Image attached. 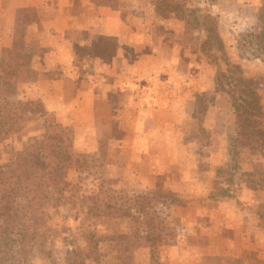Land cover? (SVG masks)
<instances>
[{
    "label": "rangeland",
    "instance_id": "374dc122",
    "mask_svg": "<svg viewBox=\"0 0 264 264\" xmlns=\"http://www.w3.org/2000/svg\"><path fill=\"white\" fill-rule=\"evenodd\" d=\"M180 3L184 18L156 13L158 34L167 43L163 47L168 59L162 62L158 52L148 47L124 48L133 75L130 83L122 80L124 87L119 86L117 80L121 79L111 69L95 73L97 56L85 45H73L74 60L53 63L47 71L50 78L62 76L71 66L84 75L92 73V82L99 85L97 97L105 94L110 100L104 105L98 101L96 108L56 113L58 121L81 123L79 136L74 139L76 167L69 178L81 183L85 194L77 203L65 199L52 205L54 199L41 204L37 200L31 209L25 201L18 202L19 216L35 226L31 234L38 246L31 253V264H264L259 251L247 248L244 240L246 230L258 240L261 236L256 231L264 230V136L257 147L234 142L238 131L234 104L240 95L235 77L240 72L232 66L239 65L243 74L255 81L264 119V61L239 48L243 33L264 34V0ZM198 8L218 17L222 46L215 42L210 50L217 56L218 65L208 63L202 50L205 34L193 26ZM34 13L17 14V25L26 30L25 41ZM125 16L144 23L156 20L143 13ZM15 30L16 26L14 34ZM26 51L33 56L46 49L34 43ZM31 61L19 72V98L22 107L26 105L33 112L24 111L28 119L23 129L0 141V164L45 132L42 115L46 109L27 93L26 84L22 85V80L30 82L34 77L29 69ZM103 61L111 64L113 58ZM120 69L123 77L124 68ZM173 100L179 102V108H174ZM95 118H101L104 125H98ZM144 133L154 137L144 141ZM98 137L101 140L97 141ZM253 182L256 188L250 185ZM158 188L169 189L187 202L167 207L163 200L154 201L160 218L165 219L169 243L153 246L145 238V220L134 199L153 197ZM95 193L106 200L131 198L132 213L119 218H88L85 198ZM34 217L36 223L30 219ZM91 234L93 242L98 240V250L87 243Z\"/></svg>",
    "mask_w": 264,
    "mask_h": 264
},
{
    "label": "trees",
    "instance_id": "16d2710c",
    "mask_svg": "<svg viewBox=\"0 0 264 264\" xmlns=\"http://www.w3.org/2000/svg\"><path fill=\"white\" fill-rule=\"evenodd\" d=\"M151 2L156 13L162 17L173 14L175 17L184 18L180 0ZM195 13L193 26L205 34L202 50L208 63L218 65L217 56L210 51L215 42L222 46L218 17L208 9L198 8ZM34 16L37 18L36 13ZM187 22L190 23L189 20ZM19 26L16 23L12 46L4 48L0 57V141L11 138L23 129L28 119L24 111L33 112L26 105L22 107L23 102L19 98V72L32 59L25 48V27L21 30ZM239 48L251 57L264 61V34L259 31L243 33L239 39ZM87 49L90 54L109 61L116 55L118 46L112 37L100 36ZM232 66L240 72L235 77L240 95L234 104L238 126L234 142L236 145L257 147L263 142L264 136L260 93L255 81L246 77L239 65ZM42 116L45 119L44 135L25 144L7 162L0 164V264H31V253L38 246L36 237L31 234L35 226L19 216V201H25L28 203L27 208L31 209L39 202L41 204L52 199V205L62 204L65 199L69 203H77L80 196L85 194L81 192L82 184L69 178L70 172L76 167L74 126L58 121L53 111L45 110ZM250 185L256 188L257 184L253 182ZM261 185H264V176L261 178ZM86 196L88 218L127 217L133 211L131 198L116 201L106 200L97 193ZM37 200L39 202L36 203ZM134 200L137 201L138 210L145 220V238L153 246L168 244V235L164 232L165 219L160 218L154 201L163 200L167 207H171L184 205L187 200L166 188H158L153 197L138 196ZM39 208L44 211L42 205ZM35 212L33 213L36 214ZM30 219L35 221L37 218ZM93 237L94 234H91L87 243L92 249L98 250V240L93 242Z\"/></svg>",
    "mask_w": 264,
    "mask_h": 264
},
{
    "label": "crops",
    "instance_id": "0c3cea01",
    "mask_svg": "<svg viewBox=\"0 0 264 264\" xmlns=\"http://www.w3.org/2000/svg\"><path fill=\"white\" fill-rule=\"evenodd\" d=\"M25 9H31L37 16L33 23L28 26L25 41L26 49L31 50L34 43H37L44 47L46 52L32 56L29 69L34 77L29 78L30 82L21 79L22 85L26 84L24 88L27 89V93L39 99L46 111L64 113L81 107L96 108L98 101L104 105L110 100L105 99V94L97 97L96 92H98L97 86L99 85L92 82L94 80L92 73L84 75L79 72L80 69L76 71L71 66L66 68L65 73L60 77L50 78L48 76L47 71L52 68L53 63L58 65V62L62 63L63 60H74L72 46L75 44L88 47L100 36L112 37L118 46L113 62L103 64L104 59L97 56L94 61L98 62L99 66L95 65L97 70L94 71L97 73L104 68L111 69L115 75H119L121 80H117V82L120 87H124L122 80L125 79L130 83L133 77L131 69H128L130 60L125 53L123 54L125 47L135 50H140L139 46L148 47L149 50L153 49L154 53L158 52L162 62L168 59L165 53L167 50L164 51L167 43L163 42V38L158 34L159 23L155 8L146 0H115L114 2L103 0H0V39L4 38L3 41L0 40L1 48L12 46L17 14ZM136 13L153 15L156 20L155 22L144 23L140 20H131L130 16H125V14L135 15ZM51 31L52 35H49ZM67 35L70 36L67 37ZM121 67L124 68L122 70L123 77H120L122 76L120 74ZM125 86L126 92H128L129 86L126 84ZM172 102L175 109L179 108L178 101L173 100ZM72 121L60 122L73 125L75 137H77L81 123L74 124L75 121ZM95 122L98 125H104L101 118L100 120L95 118ZM149 134L151 133L143 134L144 141L154 137V135ZM157 138L158 135L155 139ZM97 139V141L101 140L100 137ZM256 232L261 236L259 240L258 237H253L249 230L244 232V240L247 242V248L250 246L251 249L254 248L255 251H259L258 255L261 260L264 258V230ZM230 252L229 250L227 253L230 254ZM248 252L249 250H247ZM255 262L258 263V261Z\"/></svg>",
    "mask_w": 264,
    "mask_h": 264
}]
</instances>
